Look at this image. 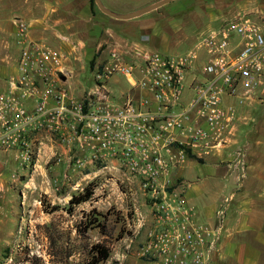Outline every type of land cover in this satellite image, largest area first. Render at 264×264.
Instances as JSON below:
<instances>
[{
  "label": "built area",
  "instance_id": "built-area-1",
  "mask_svg": "<svg viewBox=\"0 0 264 264\" xmlns=\"http://www.w3.org/2000/svg\"><path fill=\"white\" fill-rule=\"evenodd\" d=\"M15 25L26 39L27 25L19 20ZM139 55L136 66L113 49L95 65L93 86L75 97L64 84L65 54L43 42H26L0 92V154L14 151L20 164H29L45 132L68 154L81 153L79 165L117 163L123 175L138 180L150 206L139 256L160 264H213L220 227L198 220L185 197L186 184L173 170L222 151L234 138L239 108L260 98L264 15L239 12L202 33L183 54ZM114 74L130 86L120 101L108 85Z\"/></svg>",
  "mask_w": 264,
  "mask_h": 264
},
{
  "label": "crops",
  "instance_id": "crops-1",
  "mask_svg": "<svg viewBox=\"0 0 264 264\" xmlns=\"http://www.w3.org/2000/svg\"><path fill=\"white\" fill-rule=\"evenodd\" d=\"M155 1L158 0L145 5ZM221 1L210 0L202 7L196 0H188L190 6L185 10L169 11L165 4L135 18L116 19L93 13L84 0L81 8L73 0H0V73L9 76L15 73L19 51L28 41L57 46L68 54L65 87L70 94L81 97L93 86L92 78L85 87L75 86L72 79L86 69L87 62L100 48L104 49L92 72L95 65L109 58L113 49L125 61L139 66L142 62L139 54L143 51H166L168 43L187 42L185 52L171 55L183 54L195 46L202 33L216 27L214 23L220 24L239 12L264 15V0H224V5ZM141 7L112 11L129 13ZM201 8L204 13L199 14ZM182 16L188 18L182 24L184 28L189 29L193 21L199 22L190 35L177 34L183 27L174 21ZM15 20L27 25L26 39L17 34ZM6 84L0 79V92ZM108 85L118 101L130 90L121 74L111 76ZM245 106L240 108L242 117L229 145L217 155L204 160L189 159L173 170V177L185 182V197L194 206L198 220L220 227L213 264H264V99ZM38 137L48 148L40 156H51L55 141L45 132ZM56 148L65 158L63 146L58 144ZM3 157L0 154V162L5 163ZM10 190L6 175L0 174V195ZM218 212H222L221 217Z\"/></svg>",
  "mask_w": 264,
  "mask_h": 264
},
{
  "label": "rangeland",
  "instance_id": "rangeland-1",
  "mask_svg": "<svg viewBox=\"0 0 264 264\" xmlns=\"http://www.w3.org/2000/svg\"><path fill=\"white\" fill-rule=\"evenodd\" d=\"M73 1L82 7V0ZM84 1L90 4L93 13L102 15L95 3L92 6L90 0ZM150 1L101 0L110 10L137 8ZM196 1L205 7L210 0ZM220 3L224 5V0ZM189 6L188 0H175L165 8L175 11ZM202 10L199 14L204 13ZM187 19V16L176 18L174 24L182 26ZM198 25L199 22L193 21L189 29L182 26L177 34L190 35ZM217 25L218 22L213 24ZM187 46V42L175 41L168 43L166 51H158L171 55L185 52ZM102 49L90 57L93 65ZM60 50L67 58L68 54ZM93 65L87 62L86 69L72 79L75 86L91 84ZM8 76L9 73H0L4 82ZM259 99H264V89ZM52 139L57 146L59 142ZM44 144L38 157L26 165L20 164L14 151L3 153V160L7 161L0 162V174L6 175L12 190L0 195V264H160L139 256L151 214L138 180L123 175L114 162L87 161L79 165L76 159L81 153L74 150L64 158L53 142L51 156H40L48 149ZM86 193H90L88 200L70 202ZM99 247L109 252L102 262L98 261Z\"/></svg>",
  "mask_w": 264,
  "mask_h": 264
},
{
  "label": "water",
  "instance_id": "water-1",
  "mask_svg": "<svg viewBox=\"0 0 264 264\" xmlns=\"http://www.w3.org/2000/svg\"><path fill=\"white\" fill-rule=\"evenodd\" d=\"M171 1H173V0H158V1H155V2L150 3L148 5H145V6L141 7V8H139V9H136L134 11H131L129 13H116V12L108 9L101 2V0H94V3L96 4V6L98 7V9L102 13H104V14L110 16V17H113V18H116V19H131V18H135V17L141 16V15H143L145 13H148V12H150L152 10H155V9H157V8L163 6V5H165V4H167V3L171 2ZM60 78L62 80L65 79V77L62 76V75H60Z\"/></svg>",
  "mask_w": 264,
  "mask_h": 264
},
{
  "label": "trees",
  "instance_id": "trees-1",
  "mask_svg": "<svg viewBox=\"0 0 264 264\" xmlns=\"http://www.w3.org/2000/svg\"><path fill=\"white\" fill-rule=\"evenodd\" d=\"M90 1H91L92 6H93L94 5V0H90ZM93 63H94V60L91 59L89 64L92 66ZM89 196H90V193H86V194H84L81 197L75 198L74 200L73 199L70 200V202L71 203H80V202L88 200ZM97 252L100 255V257L98 259L99 262H102V261L106 260L109 257V252L105 248L99 247Z\"/></svg>",
  "mask_w": 264,
  "mask_h": 264
}]
</instances>
